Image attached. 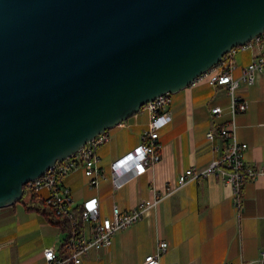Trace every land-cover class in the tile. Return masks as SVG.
I'll list each match as a JSON object with an SVG mask.
<instances>
[{
  "label": "water",
  "instance_id": "obj_1",
  "mask_svg": "<svg viewBox=\"0 0 264 264\" xmlns=\"http://www.w3.org/2000/svg\"><path fill=\"white\" fill-rule=\"evenodd\" d=\"M264 34V0H0V208Z\"/></svg>",
  "mask_w": 264,
  "mask_h": 264
},
{
  "label": "crops",
  "instance_id": "obj_2",
  "mask_svg": "<svg viewBox=\"0 0 264 264\" xmlns=\"http://www.w3.org/2000/svg\"><path fill=\"white\" fill-rule=\"evenodd\" d=\"M262 51L264 34L252 47L237 50L233 56L234 77H239ZM236 95L249 106L235 115L237 138L248 145L244 159L264 166L263 73H256L253 84L242 83ZM217 106L222 108L220 115L211 111ZM230 106L227 88L207 82L171 94L167 108L171 120L159 131L161 161L118 191H114L110 178L98 188L90 186L80 167L65 179L75 203L98 197L102 215H110L114 203L131 209L152 196L153 186L164 193L187 169L207 168L223 150L219 130L232 117ZM148 123V112L141 110L107 130L111 139L97 150L107 171L112 161L142 142ZM211 129L215 130L212 142L207 138ZM216 146L218 151L214 150ZM238 198L239 205L233 187L215 176L190 182L164 197L132 226L116 233L111 246L91 250L82 264H144L160 241L168 243L160 264H264V176L247 181ZM65 232L23 203L0 208V264H47L44 250L52 247L63 253Z\"/></svg>",
  "mask_w": 264,
  "mask_h": 264
},
{
  "label": "built area",
  "instance_id": "obj_3",
  "mask_svg": "<svg viewBox=\"0 0 264 264\" xmlns=\"http://www.w3.org/2000/svg\"><path fill=\"white\" fill-rule=\"evenodd\" d=\"M260 37L251 42L234 47L225 54L221 60L208 71L196 78L190 86L207 82L212 86H225L231 97L230 121L219 130L224 141L223 150L210 165L203 170L194 167L180 174L175 185L166 187L164 193L152 187V196L141 200L131 209H122L114 203L110 215H102L98 197H92L81 204L75 203L70 187L65 179L74 171L82 167L84 175L90 186L98 188L100 183L111 179L114 191H118L152 170L155 164L162 159V145L159 141V131L170 122L171 115L167 108L171 103V94H164L150 101L142 108L149 114V123L141 136L142 142L126 154L116 158L110 164L107 171L102 165L98 148L110 141L107 131L100 133L88 141L71 157L57 162L41 176L29 181L25 189L39 194L45 205L53 211L57 217L67 222V230L63 239L64 254L50 247L44 250V258L47 264H82L85 255L93 249L106 248L112 244L113 236L133 225L143 218L147 211L156 206L161 200L175 192L177 189L193 181L215 176L233 187L236 196L235 202L239 205V195L245 183L264 176V166L249 164L244 159L246 143L237 138V125L235 115L248 109V102L241 100L236 95V90L242 83L253 84L256 73L264 75V51L246 67L239 77L233 75L236 64L233 56L239 49L252 47L258 43ZM215 115L222 114V108L217 106L211 109ZM208 141L215 139V130L207 132ZM215 151L219 147H214ZM168 250V243L160 241L154 253L148 254L144 264H160V258ZM261 260H264V252H261Z\"/></svg>",
  "mask_w": 264,
  "mask_h": 264
},
{
  "label": "trees",
  "instance_id": "obj_4",
  "mask_svg": "<svg viewBox=\"0 0 264 264\" xmlns=\"http://www.w3.org/2000/svg\"><path fill=\"white\" fill-rule=\"evenodd\" d=\"M261 37L262 36H260V38ZM19 202L23 203L27 207V209H32V210L34 209V210L41 212L49 223L56 225V226H60L62 231L67 230V222L63 220L62 218L57 217V215L45 205L43 198H41L39 194H36L33 192L29 193L25 191V195L23 199ZM30 203H35V204L32 205ZM62 246H61V251L63 252L62 254H64Z\"/></svg>",
  "mask_w": 264,
  "mask_h": 264
},
{
  "label": "rangeland",
  "instance_id": "obj_5",
  "mask_svg": "<svg viewBox=\"0 0 264 264\" xmlns=\"http://www.w3.org/2000/svg\"><path fill=\"white\" fill-rule=\"evenodd\" d=\"M25 191H27V192H29V193H30V191H28V190H26V189H25ZM41 198H42V197H41ZM138 221H139V220H138ZM135 223H136V222H135ZM131 226H132V225H131ZM112 242H113V238H112ZM110 246H111V245H110Z\"/></svg>",
  "mask_w": 264,
  "mask_h": 264
},
{
  "label": "bare ground",
  "instance_id": "obj_6",
  "mask_svg": "<svg viewBox=\"0 0 264 264\" xmlns=\"http://www.w3.org/2000/svg\"><path fill=\"white\" fill-rule=\"evenodd\" d=\"M154 100H155V99H154ZM154 100H153V101H154ZM24 187H25V186H24Z\"/></svg>",
  "mask_w": 264,
  "mask_h": 264
}]
</instances>
